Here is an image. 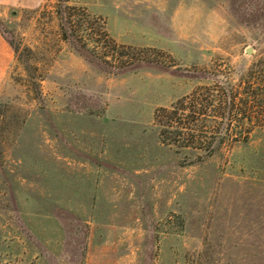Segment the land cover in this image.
Returning a JSON list of instances; mask_svg holds the SVG:
<instances>
[{
    "label": "rangeland",
    "instance_id": "1",
    "mask_svg": "<svg viewBox=\"0 0 264 264\" xmlns=\"http://www.w3.org/2000/svg\"><path fill=\"white\" fill-rule=\"evenodd\" d=\"M57 1L0 0V264H264V128L200 157L154 122L216 62L264 61V0H71L167 61L119 73L62 39Z\"/></svg>",
    "mask_w": 264,
    "mask_h": 264
},
{
    "label": "trees",
    "instance_id": "2",
    "mask_svg": "<svg viewBox=\"0 0 264 264\" xmlns=\"http://www.w3.org/2000/svg\"><path fill=\"white\" fill-rule=\"evenodd\" d=\"M42 8L58 20L64 41L113 73L140 63L167 62L161 49L119 42L104 17L71 0H58L53 10L48 2ZM211 76V83L199 84L171 105L156 108L154 122L163 144L177 150L194 149L205 157L223 144L247 141L256 128H264L263 60L240 71L216 62ZM34 80L39 85L42 77Z\"/></svg>",
    "mask_w": 264,
    "mask_h": 264
},
{
    "label": "crops",
    "instance_id": "3",
    "mask_svg": "<svg viewBox=\"0 0 264 264\" xmlns=\"http://www.w3.org/2000/svg\"><path fill=\"white\" fill-rule=\"evenodd\" d=\"M15 62V49L5 32L0 29V91L7 81Z\"/></svg>",
    "mask_w": 264,
    "mask_h": 264
}]
</instances>
